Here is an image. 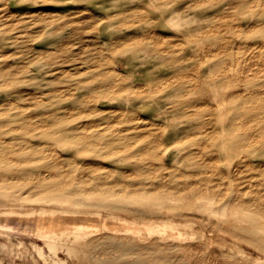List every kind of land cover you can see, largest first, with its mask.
I'll list each match as a JSON object with an SVG mask.
<instances>
[{
    "label": "rangeland",
    "instance_id": "rangeland-1",
    "mask_svg": "<svg viewBox=\"0 0 264 264\" xmlns=\"http://www.w3.org/2000/svg\"><path fill=\"white\" fill-rule=\"evenodd\" d=\"M152 3L167 5L169 10L163 12L152 8ZM193 3L201 6L190 9ZM132 10L139 16L131 14L114 22L107 19ZM171 11L189 21L173 25L166 19ZM0 28L5 31L4 36L11 38L0 41V71L10 73L21 82L11 95L0 92V111L8 103L1 101L9 98L19 106L29 107V112L34 115L38 112L35 101L47 98V91L61 96L64 108H70L73 98L86 94L89 89L86 80L102 64L110 74L115 70L136 75L134 84L138 86V91L147 90L148 87L143 84L148 73L155 78L163 76L160 78L163 80H183L178 76L190 80L196 74L215 72L213 61L206 62V51L214 50L220 52V62L227 67L233 65L235 69L226 77L236 74L239 78V84L231 88L242 94L240 104L233 111L237 121L240 122L243 117L242 129L254 131L258 140L264 139V0H0ZM197 29L212 36V40L206 41L205 49L204 46L202 49L192 46L187 41V36ZM146 34L154 35L161 49L173 43L185 50L189 56L185 66L170 72L167 66L155 63L157 56L152 53L112 57L114 42L123 37L134 40ZM227 53L234 54L233 62L228 61ZM36 76L41 77V88L29 81ZM194 85L191 101L196 108L218 106V101L214 99V87L201 82ZM189 97L190 93L185 99ZM120 103L117 99L101 100L97 107L105 110L100 112L109 113L111 118L101 120L98 125L102 127L109 122L122 125L123 110L132 108L137 115L129 126H136V131L142 134L162 132L160 134L165 142L161 146V154L167 166L195 174L200 171L188 168L184 158H175L172 148L175 139L195 133L197 125L172 117L170 108L174 105L173 101L158 97L140 99L133 105ZM225 104L229 108L233 105L231 101ZM87 106L74 107L70 112L80 113L82 117ZM11 107L14 110L16 105ZM139 114L142 117L139 118ZM33 117L29 121L40 119ZM228 120L231 121L230 118ZM43 143L38 141L35 144ZM38 148L45 150L46 147L40 145ZM55 148L65 170L70 171L66 159L73 152L59 145ZM191 151L196 154L197 147L194 146ZM207 152L202 153L201 159L213 164L207 174L216 179L212 184L228 182L227 178L222 180L217 174L218 167L225 169L228 176L238 180L237 188L246 193V198L250 197L251 190L257 189L263 196L261 205H264V152L251 154L233 165L224 162L225 153L212 155ZM74 156L79 162L86 159ZM247 159L253 167L246 164ZM92 163L101 168L96 176L111 170L115 176L109 181L113 182L121 178L119 175L122 173H127L131 176L130 182H135L132 176L136 171L129 163L109 159H98ZM193 178L194 182L199 181L198 177ZM2 197L11 200L13 206L0 205V264H90L91 260L107 264L119 257L127 264H264V249L244 237L242 228L249 227L250 223L242 217L214 213L210 207L216 209L218 206L213 204L208 207L201 200H197V205L182 215L149 206L146 216L135 217L127 212L96 207L73 208L70 206L72 201H63L58 194L44 197L27 189L15 190L12 195L4 194ZM92 200L97 201L98 197ZM11 208L14 210L9 213ZM41 218L53 223L50 232H44L38 226ZM160 225H167L169 230H158Z\"/></svg>",
    "mask_w": 264,
    "mask_h": 264
},
{
    "label": "bare ground",
    "instance_id": "bare-ground-1",
    "mask_svg": "<svg viewBox=\"0 0 264 264\" xmlns=\"http://www.w3.org/2000/svg\"><path fill=\"white\" fill-rule=\"evenodd\" d=\"M42 1L51 2L54 0ZM190 6V9H198L201 5L193 3ZM151 7L161 9L163 12L169 10L167 5L152 3ZM131 14L133 17L139 16L138 12L132 10L114 14L107 19L109 22H114ZM166 19L173 25L189 21L180 18L174 11H171ZM146 21L149 20L146 19ZM195 31L187 36L188 43L201 49L204 46L203 49H205L206 41L212 40L210 39L212 36L205 31H199V29ZM4 32L0 28V41L11 39L4 36ZM157 42V38L150 34L136 37L134 40L123 37L112 44V57L152 53L157 56L155 63L167 66L170 72L185 66L189 57L185 50L175 44L172 45L173 43L161 49ZM40 55L42 54L40 53ZM220 57V52L206 51V62L213 61L215 72L202 75L195 73L196 76L189 78L190 80L185 76H178L183 79L177 80L178 82L163 80L160 79L163 76L155 78L148 73L143 84L148 87L145 91L141 89L138 91V86L134 84L137 79L136 75L115 70L110 74L103 69L102 64L92 71L91 78L86 80L89 87L86 94L73 98L70 108H64V99L61 96L47 91L49 93L47 98L35 101L34 106L38 112L34 115L29 112V107L19 106L9 98L3 99L1 102L7 101L8 103L7 106L5 105V109L0 111V205L13 206L11 200H5L2 195L9 196L15 193V190L27 189L34 195L44 197L58 194L61 200L72 201L70 206L73 208L96 207L108 211L127 212L135 217H144L149 213L147 210L149 206H157L159 209H167L174 215H182L191 211L197 205V200H201L208 207L216 204L218 207L216 209L210 207L212 209L210 211L219 213L221 216L233 215L246 219L250 226L242 228L244 237L250 243L264 249V205H261L260 202L263 196L257 189H253L250 192V197L246 198V193L237 188L238 180L232 175L228 176L225 169L219 167L218 176L222 180L227 178L228 182L220 181V183L212 184L216 179L207 174L209 173L208 168L213 167V164L201 159V155L205 151H209L207 153H212V155L225 153L224 162L233 165L251 154L264 152V139L258 140L254 131L242 129L241 126L245 122L243 117L240 118V122L237 121L238 117L233 111L240 104L242 94L231 88L239 84V78L236 74L229 78L226 77L228 72L233 73L235 69L233 65L227 67L222 61L220 62ZM227 59L230 63L233 62L234 54L227 53ZM109 61L114 63L112 59ZM39 79L41 80V77L36 76L30 78L29 81L41 88L42 83L39 82ZM198 82L214 87L216 90L214 99L218 101V106L196 108L191 101L193 100L191 95L194 84ZM19 84L21 82L10 73L6 74L2 70L0 71V92L11 95ZM222 88L224 91H220ZM188 93H190V97L185 99ZM158 97L174 102L170 110L172 117L176 120H187L195 122L197 125L195 133L184 138H176L172 146L175 158H184L188 168L200 169L196 174L178 168H170L164 163L161 146L165 140L160 134L161 131L142 134L140 131H136V126H129L136 119L137 111L135 112L134 109L125 108L126 110H123L121 114L123 121L120 123L122 125H112L110 122L102 127L98 125L101 120L107 121L111 118L109 113H102L100 111L105 110L97 107L103 99H117L122 105H133L140 99ZM180 97L182 99L178 100ZM227 101H231L234 106L232 105L230 108L228 105L226 106L225 102ZM12 105H16L14 110ZM83 105H88V108L82 113L84 116L81 117L80 113L70 112L72 108ZM33 116L40 117V119L34 122L29 121L31 118H35ZM140 116L139 114V118ZM228 116L231 121L228 120ZM161 124L163 123L161 122ZM17 141H22V143H15ZM38 141L45 142L40 144L46 147L45 150H40L38 148L40 145L36 146L35 143ZM57 145L73 152L71 157L66 159L70 171L65 170V166L60 160L59 152L55 148ZM164 146L167 148V145ZM194 146L198 150L196 154L191 151ZM74 155L86 159L79 162ZM98 159L119 160L133 165L136 174L132 177L135 182H130L129 177L131 176H128L127 173H122L119 175L121 178L111 182L109 179L115 176V172L111 170L96 176V172L101 168L95 166L92 161H98ZM245 162L247 165H251L250 160L247 159ZM251 167L253 166L251 165ZM194 176L199 178L198 182L193 181L195 180V178L192 179ZM94 197H98V200L93 201ZM13 210L14 208H11L8 211L12 213ZM43 220L44 218L39 220L38 226L44 229V232H50L53 229L51 228L53 223ZM157 229L169 230L167 225H160ZM75 243L77 244V242ZM79 244L82 245L80 242ZM69 250L74 251L71 248ZM142 257L145 258L146 255L143 254ZM121 259L120 257L112 259L107 264H127ZM90 264L103 263L91 260Z\"/></svg>",
    "mask_w": 264,
    "mask_h": 264
}]
</instances>
